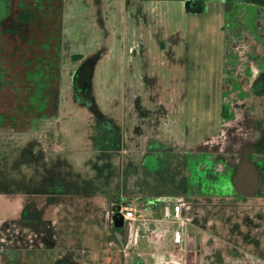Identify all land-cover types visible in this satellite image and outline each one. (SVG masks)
I'll return each mask as SVG.
<instances>
[{
    "label": "rangeland",
    "instance_id": "obj_1",
    "mask_svg": "<svg viewBox=\"0 0 264 264\" xmlns=\"http://www.w3.org/2000/svg\"><path fill=\"white\" fill-rule=\"evenodd\" d=\"M188 2L88 0L87 17L71 21L68 13L69 21H45L60 29L58 57L52 48L43 70L26 74L33 89L8 83L0 90V264L13 258L17 264H63L58 259L69 258V252L43 247L71 246L75 258L109 240L119 243L112 227H105L101 206L93 202L89 213L88 202L77 203L73 192L88 176V159L93 156L95 163L102 155L97 149L117 142L131 115L157 129L158 117L166 114L158 143L172 148L175 166L157 172L171 182L176 172L189 191L199 189L205 203L186 211L189 221L203 227H189L198 237L194 247L189 242L187 264H264V92L249 87L256 69L264 68V13L246 0H199L187 9ZM93 5L100 10H91ZM31 27L34 36L42 28ZM148 28L158 43L165 35L167 42H177L182 33L184 45L178 47L188 54L180 58L185 70L167 68V54L156 58L154 73L139 64L137 37ZM76 52L84 59L101 57L88 93L71 83L81 63ZM249 143L253 154L229 152L231 144L240 153ZM117 158L110 161L109 186L101 197L120 194ZM245 165L256 169L260 185L243 198L235 189ZM57 183L69 195L46 219L45 210L57 200ZM90 189L86 182L84 193ZM142 244L143 238L137 247Z\"/></svg>",
    "mask_w": 264,
    "mask_h": 264
},
{
    "label": "crops",
    "instance_id": "obj_2",
    "mask_svg": "<svg viewBox=\"0 0 264 264\" xmlns=\"http://www.w3.org/2000/svg\"><path fill=\"white\" fill-rule=\"evenodd\" d=\"M192 1L189 0L188 3L193 4ZM249 4L255 6L260 13H264V6ZM93 6L91 10H100L99 5ZM229 7L230 9L234 8V3H229ZM22 11L37 12L38 16L36 20H29L32 22L22 23L18 19ZM68 13H71L70 19H75L77 16L81 17L80 14H86L85 17H87L88 0H0V90L8 83L13 84L14 89L17 83V86L24 83L26 85L24 88L27 87V89L34 88L33 85L31 86V81L27 82L26 74L42 69L47 63L46 58L51 55L49 52L52 48L56 58L63 49V41H59L60 29L59 31L52 29V26L50 27V24L45 21H69ZM33 21L38 22L33 23ZM136 22L140 25L142 21ZM39 23L42 28L40 33L34 36L31 26ZM145 23L149 27L151 21ZM146 30V35H143V38L138 35L136 45L141 48L142 57L139 64L147 73H154L156 71L154 64L156 58L166 56V54L168 57L167 68H183L185 70L188 67L184 65L186 64L185 60L180 61V58L183 56L186 58L188 55L184 51H180L181 48L178 47L179 44L184 45L181 39L182 33L179 34L177 42L175 40L167 42L164 34V40L158 43L156 33L151 32L149 28ZM55 42H58V45H55ZM136 45L133 43V46L136 47ZM175 47L177 49L174 51ZM74 54L78 55L76 59L81 61L79 67L85 63L92 64L90 89L94 79L95 67L101 57L89 60L91 56L84 59L82 53L76 52ZM165 62L164 64H166ZM77 70L70 74L71 83H73V75ZM54 74H57L55 78L58 83L59 74L56 72ZM19 88L22 89L21 86ZM57 100L58 93L56 105ZM158 118L159 127L156 129V126L153 125L149 130L148 127L142 126L134 115H131L130 119L128 118L129 125L127 128L124 126V129L121 130L117 142L113 146L97 149L96 152L102 155L95 163L90 162L93 160V156L88 159V176L84 178V183L79 185L78 190L73 192L74 199L78 198L77 203L88 202L89 213L92 212L93 202H97L98 207L101 206L104 224L108 229L112 224L114 207L129 195L139 197V201L136 202L139 208L144 205L152 206V212L150 209L151 217L146 220L130 221L126 228L127 237L125 241H122V244L119 240H117L119 243L109 240V245L102 246L99 244L89 252L84 251L80 257L74 258L72 255L74 248L67 245L44 246L43 249H60L69 252V258L60 256L58 259L63 260V264H187L189 244L192 242L194 247L198 237V232H191L189 227H197L198 224L192 220L189 221L186 211L198 208L200 191L196 187L189 191L186 182L184 183L176 172H174L172 182L157 172V170H165L167 173V170L172 171L175 166H172L173 162L170 156L173 153L172 148H167L166 144L158 143V138L162 135L161 128L166 125L167 114ZM124 121L126 122L125 117ZM154 121L157 122V119ZM36 150L40 151L41 146H38ZM88 150L89 153L93 152V149L89 148ZM217 150L218 148L214 147V151ZM111 155L114 156V159L118 157L116 165L122 179L120 194L114 199L101 197V194L104 195L109 186V165L111 164L110 161L113 160ZM69 165L74 170L75 162L71 160ZM64 181L74 182V179ZM86 182L91 188L88 194H85L83 190ZM63 183H57V188L54 190L57 200L48 206L49 209L45 210L44 218L52 217V214L59 207H62V200L69 195L65 189L67 186ZM160 196L164 198L157 200V197ZM68 214L70 213L67 212L63 215L66 221L69 218ZM198 227H200L199 229L203 228L202 226ZM178 233L183 234L182 243L176 241ZM142 238V247L138 248ZM105 254L106 257H103ZM192 258V262H194L196 255Z\"/></svg>",
    "mask_w": 264,
    "mask_h": 264
},
{
    "label": "flooded vegetation",
    "instance_id": "obj_3",
    "mask_svg": "<svg viewBox=\"0 0 264 264\" xmlns=\"http://www.w3.org/2000/svg\"><path fill=\"white\" fill-rule=\"evenodd\" d=\"M199 0H193L192 3L193 4H197ZM21 22V21H20ZM22 23H26V22H22ZM83 66V65H82ZM81 67H79V69L74 73L73 75V88L75 90H78L79 92L82 93H88V90L83 92L78 86H77V82H76V77L78 75V72L80 70ZM255 70V68H254ZM257 74L254 77L253 81L251 80V83L249 85V87L251 88V90H253L254 92H264V68H257L256 69ZM236 117V116H235ZM234 120L236 121V118H234ZM249 121L248 119L245 120ZM236 139H234L231 143H235L237 141V136H235ZM250 144V143H249ZM236 147V145H230L229 148V152L233 153V154H241L242 156H246L249 154H253L255 151L253 150V147L251 146V144L249 145V147H243L242 150L240 151H236L234 148ZM254 151V152H253ZM255 168L251 165L249 166H244V169L241 171V175H239L236 179V189L235 192L236 194H238L240 197H249L251 195H255L256 194V189L259 187V182L256 180V172H255ZM158 199H163L164 197H157ZM127 198H124L120 203H118V205H116V207H119L120 212L122 213V203L124 202V200H126ZM160 199V200H161ZM205 204L204 201H201L198 199V206L200 204ZM112 230L114 232L115 237L117 238V240L120 241V243L122 244V241H125L128 231L126 230V228H118L115 227L113 225V221L111 224ZM17 260H19L18 258H13L12 259V263L17 264Z\"/></svg>",
    "mask_w": 264,
    "mask_h": 264
},
{
    "label": "water",
    "instance_id": "obj_4",
    "mask_svg": "<svg viewBox=\"0 0 264 264\" xmlns=\"http://www.w3.org/2000/svg\"><path fill=\"white\" fill-rule=\"evenodd\" d=\"M190 3H187V8L190 7ZM92 64L85 63L79 70L76 77L77 86L83 91L89 90L90 78H91ZM119 207H114L113 209V225L118 228H127L129 223L128 220H125L123 214L120 212Z\"/></svg>",
    "mask_w": 264,
    "mask_h": 264
},
{
    "label": "built area",
    "instance_id": "obj_5",
    "mask_svg": "<svg viewBox=\"0 0 264 264\" xmlns=\"http://www.w3.org/2000/svg\"><path fill=\"white\" fill-rule=\"evenodd\" d=\"M122 214L125 220L129 222L132 220H146L151 217L150 206L144 205L139 208L135 200L126 199L122 203ZM176 241L179 243L183 242V234L178 233Z\"/></svg>",
    "mask_w": 264,
    "mask_h": 264
},
{
    "label": "trees",
    "instance_id": "obj_6",
    "mask_svg": "<svg viewBox=\"0 0 264 264\" xmlns=\"http://www.w3.org/2000/svg\"><path fill=\"white\" fill-rule=\"evenodd\" d=\"M145 1H161V0H145ZM248 3L256 4L259 6H264V0H246ZM37 12L33 11H22L20 15L18 16V19L21 22H32L29 20H36L37 18ZM78 58V57H77Z\"/></svg>",
    "mask_w": 264,
    "mask_h": 264
}]
</instances>
